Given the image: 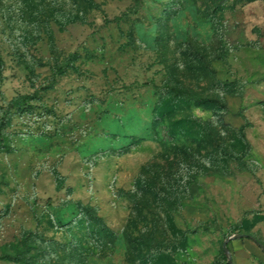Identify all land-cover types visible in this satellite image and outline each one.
<instances>
[{
	"label": "rangeland",
	"instance_id": "374dc122",
	"mask_svg": "<svg viewBox=\"0 0 264 264\" xmlns=\"http://www.w3.org/2000/svg\"><path fill=\"white\" fill-rule=\"evenodd\" d=\"M0 264H264V0H0Z\"/></svg>",
	"mask_w": 264,
	"mask_h": 264
},
{
	"label": "trees",
	"instance_id": "16d2710c",
	"mask_svg": "<svg viewBox=\"0 0 264 264\" xmlns=\"http://www.w3.org/2000/svg\"><path fill=\"white\" fill-rule=\"evenodd\" d=\"M68 18H69L68 21L76 20L75 19L76 17L72 15H69ZM170 90H171V93L173 92V97L171 99V102L169 104H165L164 106L160 107V111H158V114L162 113L164 116H168L172 112V110L175 108V100H174L175 95L179 96L178 93H180L181 91H177L174 88H170ZM183 95L186 98H190V99L192 98V96L188 94L187 92L183 93ZM143 190H144V193L149 192V191L154 192L151 186L146 182H144Z\"/></svg>",
	"mask_w": 264,
	"mask_h": 264
},
{
	"label": "water",
	"instance_id": "95a60500",
	"mask_svg": "<svg viewBox=\"0 0 264 264\" xmlns=\"http://www.w3.org/2000/svg\"><path fill=\"white\" fill-rule=\"evenodd\" d=\"M235 236H233V237H235ZM238 236H242V235H238ZM229 238H231V237H229ZM228 239H226V241L224 242V245H223L225 251H228V247H227V241H228Z\"/></svg>",
	"mask_w": 264,
	"mask_h": 264
}]
</instances>
